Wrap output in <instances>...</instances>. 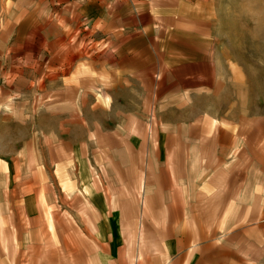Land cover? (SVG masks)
<instances>
[{
  "label": "rangeland",
  "instance_id": "obj_1",
  "mask_svg": "<svg viewBox=\"0 0 264 264\" xmlns=\"http://www.w3.org/2000/svg\"><path fill=\"white\" fill-rule=\"evenodd\" d=\"M198 3L148 79L119 0H0V264H264V0Z\"/></svg>",
  "mask_w": 264,
  "mask_h": 264
},
{
  "label": "crops",
  "instance_id": "obj_2",
  "mask_svg": "<svg viewBox=\"0 0 264 264\" xmlns=\"http://www.w3.org/2000/svg\"><path fill=\"white\" fill-rule=\"evenodd\" d=\"M200 8L201 6L198 0H119L120 29L130 31L131 35H134L131 41L142 40L151 43L148 49L143 50V57L141 60H139L140 51L126 50L125 57L127 54L131 57V59L127 61L129 63V68L127 67V63L124 66L120 63L119 75L123 76V72L126 74L129 70L132 72L129 74L131 77L139 75V73L142 72L143 76L150 79V74L154 71V66L156 64L160 65L161 63V61H156L157 56L159 55V58H162L161 54L156 52L155 45L153 44L155 41H157V43L162 42L163 45L161 48L158 47L159 51H162L166 58L168 56L171 58L169 62L168 60L163 61L161 66H166L168 63L173 66H175V63L180 65L182 62L184 64V60H175L177 56H179L178 59L188 57L186 58V63L190 65L191 40L196 36L199 37V35H196L199 30L194 29L196 34H193L192 25H199L201 23L203 25L206 24L205 17L199 13ZM201 16L203 20H195V18ZM169 42L170 46H168ZM176 42H179V44L176 45ZM176 47L178 48L176 49ZM133 49H137V47ZM231 155H233V153H231ZM143 186L142 184L141 190ZM143 205L146 211V201ZM144 232L143 227H141L139 235L140 245L150 249L154 248V245L150 243ZM128 236L129 243L126 251L128 263L138 264L141 258L140 256L137 257L133 255V245L130 243L131 236L130 234H128ZM195 253L196 245L192 244L188 248L187 261L191 260Z\"/></svg>",
  "mask_w": 264,
  "mask_h": 264
}]
</instances>
